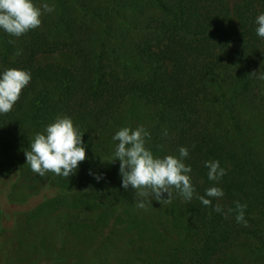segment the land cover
<instances>
[{
  "label": "trees",
  "instance_id": "obj_1",
  "mask_svg": "<svg viewBox=\"0 0 264 264\" xmlns=\"http://www.w3.org/2000/svg\"><path fill=\"white\" fill-rule=\"evenodd\" d=\"M49 1L54 11L38 28L19 38L0 31V70L31 72L13 109L0 114L6 147L0 173H21L38 193L12 203L10 191L1 190L0 231L14 226L16 214L45 212L65 199L72 200L64 203L70 208L86 200L102 206L98 222L114 212L110 199L129 216L153 209L149 202L135 206L142 198L121 187L119 161L112 158L115 132L143 126L154 155L189 150L184 163L191 166L196 194L185 201L172 189V208L198 220L205 234L200 243L224 242L239 225L235 201L247 205L244 220L257 219L263 238L264 80L254 73L264 74V39L255 32L264 0ZM63 52H71L76 64L44 60ZM57 116L70 117L84 134L86 160L69 177L50 171L41 177L26 165L25 150ZM210 160L225 169L218 183L207 178L204 162ZM212 186L225 195L205 197L212 205L204 206L196 196ZM216 204L222 212L213 210Z\"/></svg>",
  "mask_w": 264,
  "mask_h": 264
},
{
  "label": "rangeland",
  "instance_id": "obj_2",
  "mask_svg": "<svg viewBox=\"0 0 264 264\" xmlns=\"http://www.w3.org/2000/svg\"><path fill=\"white\" fill-rule=\"evenodd\" d=\"M137 35L133 33L131 37ZM70 53L44 60L72 66L76 58ZM3 142L2 135L0 163L6 152ZM4 188L10 191L12 203L38 194L17 171L0 173V191ZM161 199H167V194ZM147 200L154 205L153 209L135 217L118 211V203L110 199L117 213L112 212L103 222H98L102 206L94 208L87 200L74 208L65 205H74L71 199H65L45 212L35 209L16 214L14 226L0 231V264H264L263 229L257 219L233 226L224 242L214 243L213 238L200 243L205 234L197 228L198 220L185 210H173L174 199L170 203L155 197ZM119 215L123 221L130 220L129 224L118 222Z\"/></svg>",
  "mask_w": 264,
  "mask_h": 264
},
{
  "label": "clouds",
  "instance_id": "obj_3",
  "mask_svg": "<svg viewBox=\"0 0 264 264\" xmlns=\"http://www.w3.org/2000/svg\"><path fill=\"white\" fill-rule=\"evenodd\" d=\"M53 11L54 8L48 3L37 6L34 0H0V31L19 38L38 28L42 23L41 17ZM255 23L256 35L264 39V13L257 15ZM16 54L20 55L21 51L17 50ZM254 74H257L258 79L264 80V74ZM30 81V71L16 68L0 70V114H6L13 109L22 90ZM83 135L79 128L74 126L70 117L57 116L29 142V148L25 150L26 165L41 177L49 171L63 177L75 174L80 163L86 160ZM150 139L151 134L143 126L123 127L112 136V140L118 142L115 143L112 158L113 162L119 161L121 187L125 191L131 187L135 194L142 198L135 205L140 209L146 207L148 201L144 198L149 196V192L157 201L164 200L170 203L172 189H175L185 201H191L196 189L191 182V166L184 163L185 158L189 156V150L180 147L178 156L161 157L154 155L147 146ZM204 167L208 169V180L215 183L226 174L217 160L205 161ZM89 174L98 182L102 179V176L91 171ZM165 193L167 199H161ZM224 195L222 188L212 186L205 189L204 195H198L196 198L204 206H210L212 199L219 200ZM234 204L236 221L244 222L246 225L244 211L247 205L239 201H235ZM213 210L218 213L223 211L219 204H216ZM232 211L233 209H228V212Z\"/></svg>",
  "mask_w": 264,
  "mask_h": 264
}]
</instances>
